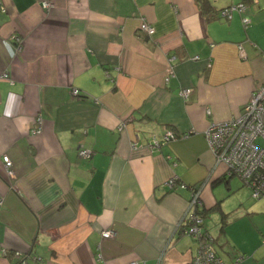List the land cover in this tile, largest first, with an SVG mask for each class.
Returning a JSON list of instances; mask_svg holds the SVG:
<instances>
[{
    "label": "crops",
    "instance_id": "0c3cea01",
    "mask_svg": "<svg viewBox=\"0 0 264 264\" xmlns=\"http://www.w3.org/2000/svg\"><path fill=\"white\" fill-rule=\"evenodd\" d=\"M45 1L0 0V264H21L17 250L27 264H191L198 243L177 229L190 186L203 182L207 215L239 186L206 130L264 81V0ZM242 211L253 232L225 227L215 249L264 264V206Z\"/></svg>",
    "mask_w": 264,
    "mask_h": 264
},
{
    "label": "built area",
    "instance_id": "2783aa9c",
    "mask_svg": "<svg viewBox=\"0 0 264 264\" xmlns=\"http://www.w3.org/2000/svg\"><path fill=\"white\" fill-rule=\"evenodd\" d=\"M45 6L50 2L46 0ZM247 5L244 2L232 4L220 9V14L231 17L233 12H244ZM250 21L249 16H243V22L247 24ZM140 27L148 34L155 33V27L145 17L142 18ZM17 39V38H16ZM18 40V39H17ZM240 52L245 57L244 48L240 46ZM264 58V52H263ZM169 74L174 72L171 65L168 68ZM7 76V74H4ZM192 87H184L180 90L183 97H188ZM74 94H79V89H73ZM208 113L211 109L207 108ZM37 126H33V132H40L43 118L39 114L37 117ZM206 135L211 151L215 155V163L223 164L225 172L229 175H238L245 185L252 189V195L257 198L264 197V81L258 84L252 91L250 98L244 104L242 111L223 121L213 120L210 122ZM177 134L168 129L162 138H154L153 144L160 145L169 139L176 138ZM93 153L91 148L79 147V154L83 157H89ZM3 160L9 174L13 175V161L8 154L3 156ZM176 177L170 180V184H176ZM202 184H194L191 187L192 195L187 209L178 223V231L188 233L198 243L196 253L191 258V264H231L223 259L215 249L214 236L205 228L204 215L201 209L204 207L201 197ZM182 187H187L182 183ZM3 203L0 198V205ZM112 229L103 230V235H113ZM264 242V238H263ZM2 254L7 255L6 248L1 250ZM15 254L21 258V264H27L23 252L17 250ZM245 255L240 254L235 261L238 262ZM128 264H138V260H132Z\"/></svg>",
    "mask_w": 264,
    "mask_h": 264
},
{
    "label": "rangeland",
    "instance_id": "374dc122",
    "mask_svg": "<svg viewBox=\"0 0 264 264\" xmlns=\"http://www.w3.org/2000/svg\"><path fill=\"white\" fill-rule=\"evenodd\" d=\"M235 183H238V187L228 190L225 189V194L222 199V208L211 210L210 213L206 216V226L208 227L211 234L216 238V245H220L218 240L221 239L222 235L225 234L222 230V212L226 216V221H237V224L231 225V223L224 225L226 227V232L229 230L231 233L238 231L250 233L252 231L251 223V213L242 211L243 208H246L248 204L252 202L259 203V206H264V197L257 198L252 195V189L249 185L243 184L242 179L236 175ZM234 218V219H233ZM232 221V222H233ZM224 233V234H223Z\"/></svg>",
    "mask_w": 264,
    "mask_h": 264
},
{
    "label": "trees",
    "instance_id": "16d2710c",
    "mask_svg": "<svg viewBox=\"0 0 264 264\" xmlns=\"http://www.w3.org/2000/svg\"><path fill=\"white\" fill-rule=\"evenodd\" d=\"M200 1V3H201V6H202V8L205 10V11H207L208 9H210L209 8V6H210V1L209 0H199ZM217 14V13H216ZM208 17H209V15H208ZM211 17V16H210ZM177 183V182H176ZM201 183H203V182H201ZM219 207V206H218ZM220 209V208H219ZM201 212L203 213V215H204V218L206 217V215H207V209L205 208V207H203L202 209H201ZM222 215H223V218H222V223H223V225H222V229H224L225 228V224L227 223V221H226V216H225V214H224V212H222ZM181 232V231H180Z\"/></svg>",
    "mask_w": 264,
    "mask_h": 264
}]
</instances>
